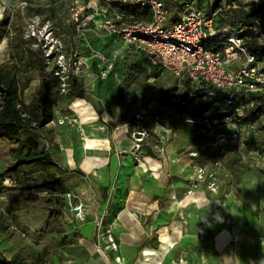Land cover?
I'll use <instances>...</instances> for the list:
<instances>
[{
  "label": "rangeland",
  "instance_id": "rangeland-1",
  "mask_svg": "<svg viewBox=\"0 0 264 264\" xmlns=\"http://www.w3.org/2000/svg\"><path fill=\"white\" fill-rule=\"evenodd\" d=\"M196 1L207 12L212 11L210 4L217 3V0ZM97 3L95 0H0V18L5 15L10 18L7 34L0 42V65L15 61L16 49H26L35 58L34 63L17 64L19 105H28L40 82L46 81L53 94L55 125L76 127L79 113L73 105L79 98L97 110L112 106L119 114L115 122L127 125V136L133 140L130 149L136 155L147 147L146 141L158 144L155 129L171 126L178 119L179 106L187 113L195 108L205 109L200 119L216 120L212 128L187 122L196 128L190 153L195 165L189 177L190 185L198 184L210 201L203 214L222 222L231 216V207L237 204L245 210L247 218L258 221V232L264 239V117L245 122L243 114L250 107L246 103L239 109L236 120L227 122L224 120L226 108L215 99L217 93L210 86H193L166 70L148 71L132 50L108 35L96 37L90 30L94 22L88 16L94 13L92 9ZM261 3L264 0L231 3L221 0L217 12L219 25H234L237 10H248ZM256 18V30L264 44V10ZM32 20H38L36 35L42 33L45 25L53 29L66 59H70L64 90L54 73L53 60L49 64L43 62L44 67H40L44 57L42 42L27 32ZM90 47L101 52L106 60L101 62L91 57L88 63ZM80 58H87L86 63L76 69L73 62ZM262 60L264 65V55ZM85 74L94 77V83L84 86ZM137 132H145L139 141L134 135ZM21 137L32 138L46 147L51 146L56 134L45 125L37 127L32 122L22 130ZM71 143L74 145L73 141L66 140L69 147ZM10 147L7 141L0 143V172L11 158ZM50 153L57 160L54 152ZM197 170H201L200 178ZM69 173L64 175L69 191L61 195L65 202L62 218L48 215L47 192L32 186L34 174L21 177L18 180L21 185L8 175L0 177V251L6 257L17 253L24 264H78L85 259L77 243L64 236L69 235L65 215L79 207L74 185L67 178Z\"/></svg>",
  "mask_w": 264,
  "mask_h": 264
},
{
  "label": "crops",
  "instance_id": "crops-1",
  "mask_svg": "<svg viewBox=\"0 0 264 264\" xmlns=\"http://www.w3.org/2000/svg\"><path fill=\"white\" fill-rule=\"evenodd\" d=\"M93 25V34L103 37ZM128 49L146 69L145 57ZM82 78L84 86L95 80ZM73 106L79 113L75 128L53 120L45 126L56 134L46 147L71 172L67 178L79 207L65 215L69 235L64 236L83 250L85 259L78 264H264L259 223L244 209L236 204L222 222L203 214L209 198L189 180L196 128L187 122L193 120H180L178 112L171 126L155 129L158 144L146 141L136 155L127 125L115 122L119 114L112 106L97 110L82 98ZM108 236L115 248L107 245Z\"/></svg>",
  "mask_w": 264,
  "mask_h": 264
},
{
  "label": "built area",
  "instance_id": "built-area-1",
  "mask_svg": "<svg viewBox=\"0 0 264 264\" xmlns=\"http://www.w3.org/2000/svg\"><path fill=\"white\" fill-rule=\"evenodd\" d=\"M95 1L99 5L97 3V7L92 9L94 13L88 17L94 22L96 33L111 36L140 52L146 59L148 71L166 70L178 80L186 79L193 86L208 85L213 88L217 93L215 99L226 108L225 121L236 120L239 109L245 106L243 101L249 105L253 103L249 93H264V65L247 50L246 40L237 32L230 33L228 26H217V10L208 14L196 0H188L174 20L166 23L168 13L162 0ZM126 6L147 10L149 20H134L133 15L126 11ZM37 26L38 20H32L27 29L28 35L42 42L44 60L47 64L53 60L54 73L60 78L64 90L70 59H66L62 43L53 29L45 25L42 33L36 35L39 33ZM211 39H220L225 45L217 50L209 49L206 43ZM89 51L90 57L101 62L106 60L101 52L91 47ZM86 60L80 58L73 65L77 69ZM101 76L104 77L105 73ZM215 121L205 117L199 122L209 126ZM137 133L140 136L135 139L139 141L145 132ZM197 177H201V170H197ZM108 241L107 245L115 248L112 237L108 236Z\"/></svg>",
  "mask_w": 264,
  "mask_h": 264
},
{
  "label": "trees",
  "instance_id": "trees-1",
  "mask_svg": "<svg viewBox=\"0 0 264 264\" xmlns=\"http://www.w3.org/2000/svg\"><path fill=\"white\" fill-rule=\"evenodd\" d=\"M164 8L167 10V22L174 20L176 15L181 11L184 3L188 0H162ZM236 0H227L231 3ZM221 0H217L214 5L210 4L212 13L217 10ZM126 11L133 15L134 20H149L148 11L138 7L126 6ZM264 10V4H258L248 10L239 9L236 12V21L234 25L228 26L230 33L237 32L240 37L246 40L247 50L252 53L255 59L262 62L264 55V44L261 43L256 30L257 16ZM9 15L0 18V42L7 34L9 26ZM216 24L219 25L217 14ZM225 45L220 39H211L206 43V47L212 50H217ZM13 58L15 61L0 65V143L7 141L11 144V158L6 162V167L0 172V177L8 175L14 179L17 184L21 185L20 178L28 174L33 175L32 186L38 190L46 191L47 197L45 202L48 204V215L50 217H63L65 202L61 198L69 191L64 175L66 170L63 169L53 159L50 151L43 145H39L32 138H22V130L31 124L35 123L37 127H43L53 119V99L48 83L41 81L36 93L32 97L28 105H19L18 90L19 83L17 80L18 63L29 64L34 63L32 53L26 49L14 50ZM39 62V60H38ZM44 57L40 61V67L43 68ZM249 99L253 103L248 107L246 113L243 114L244 121H254L257 118L264 117V93L251 92ZM247 103V101H243ZM238 104V101H235ZM177 107V105H176ZM180 120L191 119L197 127L212 128L199 122L200 117L205 112L203 108H195L192 112L187 113L182 106H179ZM199 118V119H196ZM1 151V148H0ZM26 180V179H23ZM9 189V187H3ZM0 264H24L17 253L6 257L0 251Z\"/></svg>",
  "mask_w": 264,
  "mask_h": 264
},
{
  "label": "water",
  "instance_id": "water-1",
  "mask_svg": "<svg viewBox=\"0 0 264 264\" xmlns=\"http://www.w3.org/2000/svg\"><path fill=\"white\" fill-rule=\"evenodd\" d=\"M140 133H135V137H139ZM74 210H77V208H75Z\"/></svg>",
  "mask_w": 264,
  "mask_h": 264
}]
</instances>
